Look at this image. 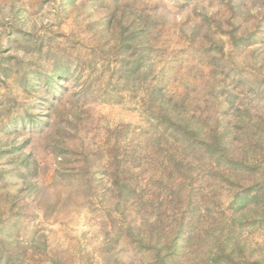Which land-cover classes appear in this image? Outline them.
<instances>
[{
  "label": "rangeland",
  "instance_id": "374dc122",
  "mask_svg": "<svg viewBox=\"0 0 264 264\" xmlns=\"http://www.w3.org/2000/svg\"><path fill=\"white\" fill-rule=\"evenodd\" d=\"M243 108L264 145V0H0V264H147L136 204L189 220V195L200 235L234 234L221 264L263 259L264 205L230 222L251 177L219 180L205 158ZM243 137L220 146L239 159ZM263 169L264 150V192ZM211 246L175 261L213 263Z\"/></svg>",
  "mask_w": 264,
  "mask_h": 264
},
{
  "label": "trees",
  "instance_id": "16d2710c",
  "mask_svg": "<svg viewBox=\"0 0 264 264\" xmlns=\"http://www.w3.org/2000/svg\"><path fill=\"white\" fill-rule=\"evenodd\" d=\"M250 92H255V90L252 89ZM182 103L183 102H180L177 99L174 103L168 104L167 108L162 106V110L165 111V109H168L169 113L177 114L181 107L180 104ZM227 103L229 104V109L231 107L229 98H227ZM233 117L236 123H234V126L232 127L224 128V131L221 135H216V133L209 132V136L207 137L209 142L205 146V158L207 159V162L210 164V166L212 165L215 168L216 173L214 174L218 175L219 180L226 178V174L230 177H234L235 181H238V183H240L239 181H241L244 177L246 178L250 176L252 179L253 185L248 187L245 186L242 191L241 189H238L234 192V202L232 204L233 211L230 222L232 226H235L236 223L247 218L248 215L260 211V208H262V205H264V192L259 188L260 183H258V179L252 178L251 176L252 165L254 164L255 157L257 154L261 153L262 150H264V145L262 141L257 140L254 137L258 132L263 131L261 126L258 124H250L249 121H245L248 117V111L245 108L236 113ZM190 120L193 123L196 122V120L193 118ZM234 128L237 129L236 132ZM200 130L202 131L201 128ZM232 133L239 135L242 134L244 135L243 139H249V146L246 147L242 153V157L239 159L233 157L231 154L225 151V148L220 146V143L224 140L225 135ZM186 145H188V143ZM192 153L195 154L194 151H192ZM261 176L263 177V182L261 183H264V169ZM223 183L226 184L227 182ZM180 186L181 184L178 183L173 185V188L175 190H179ZM125 189L124 195L126 196V199H136L135 192L130 188L129 185L125 186ZM202 197L203 196L195 197L194 195H189V202L186 204L188 207L186 208V212L189 220L184 217L177 218L174 216V218H165L166 216L159 215L156 216L155 220H150L149 222L148 212L146 209H144L147 204L145 202L142 204H136V207L139 205L138 215H140V221L133 227L129 226L127 233L128 236L131 237V239L134 240L138 246H140V248H143L144 251L146 250V252H148L150 255V262L147 264H178L175 261V258L180 256V250H182L184 247H189L191 249L195 248V250L201 248L207 237H210L212 240V246L208 249L209 253L212 250L215 251V253L211 256V262L214 264H221V258L223 257V260L227 258L226 255L224 259V254H228L226 252L227 249L230 251V254L228 255H234L233 253L238 246L235 248L237 243L232 239L234 234L231 232V230L228 231L227 235L223 237L222 235L215 233H213L211 236L209 235L210 232L208 231H200L202 233V235H200V233L197 231V227L203 217L198 207L200 206L199 203ZM224 251L226 253H223ZM202 262L204 263L205 260L202 259ZM229 263L230 262H225L222 264ZM244 264H264V258H259L253 263L245 262Z\"/></svg>",
  "mask_w": 264,
  "mask_h": 264
}]
</instances>
